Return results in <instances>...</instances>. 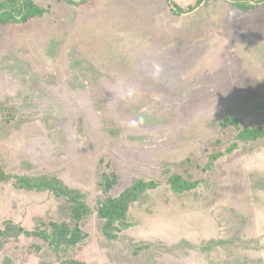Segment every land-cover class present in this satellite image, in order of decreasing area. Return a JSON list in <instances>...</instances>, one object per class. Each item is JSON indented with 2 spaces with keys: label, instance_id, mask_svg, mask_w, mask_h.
<instances>
[{
  "label": "rangeland",
  "instance_id": "obj_1",
  "mask_svg": "<svg viewBox=\"0 0 264 264\" xmlns=\"http://www.w3.org/2000/svg\"><path fill=\"white\" fill-rule=\"evenodd\" d=\"M33 1L41 16L0 24V166L90 209L58 253L35 235L0 237V264H264V136L246 133L264 129V5ZM103 173L112 196L156 182L113 238L97 211ZM172 174L195 186L173 192ZM5 221L74 224L64 197L13 179L0 180Z\"/></svg>",
  "mask_w": 264,
  "mask_h": 264
},
{
  "label": "trees",
  "instance_id": "obj_2",
  "mask_svg": "<svg viewBox=\"0 0 264 264\" xmlns=\"http://www.w3.org/2000/svg\"><path fill=\"white\" fill-rule=\"evenodd\" d=\"M70 3H77L80 0H67ZM168 2L170 0H167ZM172 1L169 3L172 7ZM232 6L238 10L248 12L261 5H264V0H235L231 2ZM173 12H178L174 10ZM193 8H191L192 10ZM189 11V10H187ZM44 9L35 4L33 0H0V24L8 23H25L29 19L41 16ZM235 118H226L222 125L229 122H234ZM248 137L254 138L264 136V129L254 127L247 129ZM13 179L16 186L25 189L48 190L56 196H62L69 204L70 216L74 220L71 225L65 221L57 222L50 221L46 229L28 231L23 227L13 224L10 221H5L3 227L0 228V237L18 236L20 234L38 236L49 244V246L58 253L60 250L75 245L81 238V229L79 220L89 211L88 204L84 201L81 194L73 189L66 188L54 180L32 179L22 176H17L6 172L0 166V180ZM114 183V178L110 174L103 173L100 185L102 186L103 197L98 201L97 211L103 221V230L107 237L113 238L116 234L112 232L115 222L125 217L129 205L140 192L146 188L156 185L154 180L145 181L138 179L129 184L118 196L109 194V190ZM167 183L173 192L182 193L191 190L195 186L194 181L187 180L181 174H172L167 178ZM122 221V220H121Z\"/></svg>",
  "mask_w": 264,
  "mask_h": 264
},
{
  "label": "clouds",
  "instance_id": "obj_3",
  "mask_svg": "<svg viewBox=\"0 0 264 264\" xmlns=\"http://www.w3.org/2000/svg\"><path fill=\"white\" fill-rule=\"evenodd\" d=\"M154 69H155V73H157V74L161 71V67L159 64H154ZM139 122L142 123L143 119L140 118ZM130 124L132 127H135L137 125V121H131Z\"/></svg>",
  "mask_w": 264,
  "mask_h": 264
}]
</instances>
